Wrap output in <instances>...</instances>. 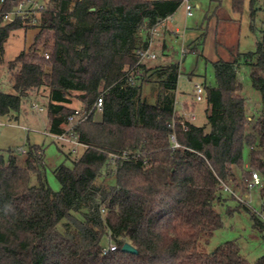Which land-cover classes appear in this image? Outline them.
Instances as JSON below:
<instances>
[{
  "label": "trees",
  "instance_id": "1",
  "mask_svg": "<svg viewBox=\"0 0 264 264\" xmlns=\"http://www.w3.org/2000/svg\"><path fill=\"white\" fill-rule=\"evenodd\" d=\"M21 1L7 0L4 11ZM232 1L240 13L244 0ZM257 5L250 0L252 20ZM181 6L182 0L47 2L33 46L52 41L50 59L24 51L9 63L17 70L15 93L0 92V119L17 121L23 100L44 88L52 136L67 131L76 103L89 111L103 95L102 120L94 112L70 132L84 152L67 157L71 167L54 170L57 192L43 148L30 146L25 163L13 150L0 151V264H264V256L247 260L238 241L206 252L224 227L220 206L230 217L246 212L264 234L256 212L223 188L249 189L248 150L249 167L262 177L264 210V31L255 51L212 63L216 83L203 85L207 123L183 126L174 96L180 66L168 61L165 44L159 65L140 63L137 55L150 47L151 30ZM23 28L22 19L0 25V63L11 33ZM243 67L261 93L253 114L239 77ZM152 82L166 92L155 104L143 98L144 84ZM102 179L114 183L98 185ZM127 243L137 254L123 252Z\"/></svg>",
  "mask_w": 264,
  "mask_h": 264
},
{
  "label": "rangeland",
  "instance_id": "2",
  "mask_svg": "<svg viewBox=\"0 0 264 264\" xmlns=\"http://www.w3.org/2000/svg\"><path fill=\"white\" fill-rule=\"evenodd\" d=\"M35 1L40 6H46L49 2V0ZM191 3L193 6L192 17L187 16L185 6L182 5L169 19L167 28L162 31V34L153 38L151 49L157 54V59L147 62V65L160 64L162 61L161 48L165 43L168 61L180 66L178 89L174 96L178 100L176 109L184 118L182 123L189 121L197 126H204L207 123V102L206 100L196 101L195 88L197 85H215L213 62L230 61L232 53L237 50L240 53L256 50L257 43L261 40L264 31V0H258L257 6L260 9L253 20L250 16V0H244L240 13L234 11L232 0H191ZM10 6H12L10 11H4L5 8L0 6V15L11 12L14 6L12 3ZM30 21L24 23L23 29L12 32L4 45L3 61L0 63V92L15 93L13 77L17 70L11 71L9 63L22 52L25 51L31 56L38 52L40 57H43L45 53L51 54L52 41L48 44L42 41L38 46H33L41 23L39 22L35 26ZM239 77L244 85L248 108L253 114L261 106V93L252 86L249 68L240 69ZM48 93V90L44 88L31 92L29 97L23 100L17 121H11L8 118L0 119V151L6 155L8 150H13L19 161L25 163L30 146L43 148L47 180L50 187L57 192L60 191L61 185L54 170L61 164L71 167V160L79 159L83 155L84 147L69 141H57L49 134ZM165 94V90L158 82L144 84L143 98L148 103H158ZM34 103H37L44 111L35 110ZM186 103L190 106L189 108L184 106ZM74 107L79 110L80 106L76 103ZM94 119L101 121L102 113H97ZM68 129L70 127L66 128V130ZM20 150H24L25 153H21ZM68 156L71 160L67 159ZM244 161L248 171L256 172L249 167L248 150L245 152ZM239 177L241 179L243 174L240 173ZM32 182L34 185L37 184L35 177ZM113 183V179L98 181V185L104 187H109ZM260 190L261 188L258 187L248 189L246 192L239 191L237 199L246 203L254 212L261 213L263 202ZM246 195H248L247 198H245ZM217 209L223 218L224 227L215 232L206 247V252H213L228 241H238L242 255L250 262L264 256V234L253 228L250 216L246 212H242L230 217L227 215L226 207L220 206Z\"/></svg>",
  "mask_w": 264,
  "mask_h": 264
},
{
  "label": "built area",
  "instance_id": "3",
  "mask_svg": "<svg viewBox=\"0 0 264 264\" xmlns=\"http://www.w3.org/2000/svg\"><path fill=\"white\" fill-rule=\"evenodd\" d=\"M7 0H0V6L4 7L6 4ZM182 5L185 6L186 13L188 17L193 16V6L191 3V0H182ZM45 9V5H39L35 0H28V1H23L20 2L18 5L14 6L13 10L11 12L1 14L0 15V25H5L7 23H12L13 21L17 19H22L23 22H27L31 20L35 26L40 22L41 23V16L42 12ZM170 18L165 19L160 21L152 30H151V35L153 38L160 36L162 34V31L167 28V23ZM40 20V21H39ZM153 41V40H152ZM153 42L151 43L150 47L148 49H139L137 51V55L139 57L140 63H147V62H153L157 59V54L152 51L151 46ZM186 52V51H184ZM50 53H45L43 57L46 60L50 59ZM195 99L197 102H202L204 101V87L201 85H197L195 88ZM178 106V100H175V107L177 108ZM33 108L35 110H38L40 112L44 111L43 108H40L37 103L33 104ZM104 108V97L103 95L98 97L96 102L94 103L93 107L89 110L86 111L85 109L83 110H76L74 115L69 118V125L70 129H68L64 134L59 135V136H53L55 140L57 141H66V142H71L74 144H79L78 141L70 134V132L73 130L74 127H76L78 124L81 122L85 121L86 119L89 118L90 115H92L94 112L96 113H101ZM195 116L193 115V119ZM184 126V123H182ZM70 134V135H69ZM70 137V138H69ZM70 139V140H68ZM173 137V141H174ZM21 153H25L24 150H20ZM262 188L263 187V181L262 177L260 176L259 173L253 172L252 173V180L249 182L248 188L254 189V188ZM223 188L225 192L230 193L234 197L238 198L237 193L230 189L228 185L223 184ZM256 215L261 219L262 222H264V210L261 213H256ZM116 246H110L109 251L113 252L116 250Z\"/></svg>",
  "mask_w": 264,
  "mask_h": 264
},
{
  "label": "water",
  "instance_id": "4",
  "mask_svg": "<svg viewBox=\"0 0 264 264\" xmlns=\"http://www.w3.org/2000/svg\"><path fill=\"white\" fill-rule=\"evenodd\" d=\"M123 252H127V253H132V254H137V250L130 244H125L123 247Z\"/></svg>",
  "mask_w": 264,
  "mask_h": 264
},
{
  "label": "crops",
  "instance_id": "5",
  "mask_svg": "<svg viewBox=\"0 0 264 264\" xmlns=\"http://www.w3.org/2000/svg\"><path fill=\"white\" fill-rule=\"evenodd\" d=\"M163 44H165V43H163ZM163 44H162V46H163ZM165 46H166V44H165ZM166 49H167V47H166ZM161 51H162V48H161ZM238 51V50H237ZM166 54V53H165ZM177 110V109H176ZM48 126H49V121H48ZM28 158H26V160H27ZM25 160V161H26Z\"/></svg>",
  "mask_w": 264,
  "mask_h": 264
}]
</instances>
